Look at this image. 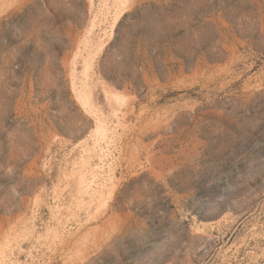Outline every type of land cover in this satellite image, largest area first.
Here are the masks:
<instances>
[{
  "label": "rangeland",
  "instance_id": "obj_1",
  "mask_svg": "<svg viewBox=\"0 0 264 264\" xmlns=\"http://www.w3.org/2000/svg\"><path fill=\"white\" fill-rule=\"evenodd\" d=\"M0 264H264V0H0Z\"/></svg>",
  "mask_w": 264,
  "mask_h": 264
}]
</instances>
